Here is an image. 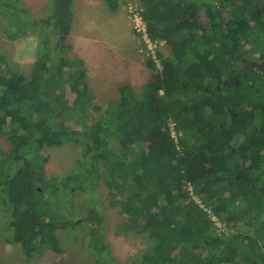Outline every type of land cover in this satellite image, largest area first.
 <instances>
[{
    "label": "trees",
    "instance_id": "1",
    "mask_svg": "<svg viewBox=\"0 0 264 264\" xmlns=\"http://www.w3.org/2000/svg\"><path fill=\"white\" fill-rule=\"evenodd\" d=\"M135 1L148 35L170 48L168 56L155 49L160 69L148 56L150 79L138 96L122 84L115 103H92L84 62L68 54L72 0H51L48 19L56 39L50 43L44 32L28 74L0 52V135L7 146L0 148V216L26 257L45 248L61 254L59 223L47 218L52 199L68 192L93 199L103 183L109 204L127 215L124 230L148 241L135 264H264V90L259 140L253 131L249 149L233 153L228 125L254 121L257 104L244 106L260 99L215 87L245 44L247 24H259L254 41L264 46V12L251 9L264 0ZM104 2L110 12L119 9L120 0ZM0 10L24 32L32 30L34 20L25 24L19 17L26 8L0 0ZM226 106L238 113L233 123ZM65 143L76 145L80 156L68 174L48 177L44 149ZM251 157L263 167L250 164ZM98 209L93 202L87 207L83 243L94 264H116L100 233ZM211 215L229 228L244 220L248 232L215 233ZM79 219L63 222L76 226Z\"/></svg>",
    "mask_w": 264,
    "mask_h": 264
},
{
    "label": "rangeland",
    "instance_id": "2",
    "mask_svg": "<svg viewBox=\"0 0 264 264\" xmlns=\"http://www.w3.org/2000/svg\"><path fill=\"white\" fill-rule=\"evenodd\" d=\"M9 1H13L19 6L26 8L23 11V15L19 16L21 21H24L26 24L32 23L34 20V23L29 24L32 30L29 31L28 28L24 32V28L21 25L16 24L15 20L7 14H2L0 10V52L5 55L6 59L14 68L24 74H28L37 48L44 37V32L47 33L50 43H53L56 39V35L52 33V26L49 25L51 21L48 19L50 14L49 9H52V2L51 0ZM72 3L73 22L67 39V43L71 48L68 50V54L77 56L74 50L81 43V53L87 55L84 65L85 70L87 68L89 75L91 65H95L96 63V71L100 76L104 77L100 81L102 84L106 83L109 75L120 76L119 74H122L121 76L129 75L131 77L133 75L136 79L137 73L135 69L122 63V61H125V58L122 56L121 49H127L125 43L126 38H129V26L127 24L130 25L133 31L134 22L129 6L139 8L138 2L135 0H120L119 9L116 12L106 10L104 0H72ZM8 14H11L10 11ZM98 14L101 17H97ZM80 24H90L95 28H90V31L85 32V36H82L79 40L81 36ZM98 24L99 27H96ZM6 30L11 33L15 32V37L9 38ZM133 33L136 36L134 40L138 41L137 47L139 48L138 52L140 54L141 64L143 62L146 63L148 56H150L147 47L143 43L141 36L135 32ZM114 38H119L120 43L112 46L115 43ZM129 39L133 38L130 37ZM156 40L158 43L155 49H158L164 56L170 55L169 46L162 40ZM83 45L86 47L85 52L82 51ZM98 48H103L102 51L104 52L101 55L97 53ZM142 70L139 77L141 82H136L131 87L136 96L142 92L147 80L150 79L151 70L147 65L143 64ZM88 79L89 81L91 80L93 86L97 85V82H94V77L90 76ZM106 88L98 87L90 89L93 95V104L104 108L109 103H115L117 101L118 90L114 88L110 92L102 91ZM70 93V90H67V94L70 95ZM98 114L99 112L92 110L94 117H97ZM0 148L3 150L7 148L2 135H0ZM44 155L48 157L44 165L45 174L48 177H60L71 172L74 162L79 158L80 153L76 145L65 143L60 146L46 147L44 149ZM94 190L92 192L94 194L93 199L83 196L79 192H68L59 201L52 199L54 206V209L52 207V211L54 212L47 215V218H56L59 223L57 234L60 238L61 246L64 248V252L61 254L45 248L35 256L30 258L26 257L8 232L6 217L1 214L0 264H94L91 251L83 243V238L90 223L86 212L91 202L99 208L98 210L102 214L100 233L115 263H138L144 248L148 245L147 239L143 234L124 230L123 223L126 222L127 215L120 211L119 206L109 204L108 192L103 183H100ZM193 198L197 197L193 196ZM77 217L80 218V221L76 226L67 225V223L63 222L69 218L76 220ZM211 217L216 228L215 233L225 235L235 231L248 232V227L244 223V220L239 221L234 227L229 228L222 219L213 215ZM7 237L11 242H7Z\"/></svg>",
    "mask_w": 264,
    "mask_h": 264
},
{
    "label": "flooded vegetation",
    "instance_id": "3",
    "mask_svg": "<svg viewBox=\"0 0 264 264\" xmlns=\"http://www.w3.org/2000/svg\"><path fill=\"white\" fill-rule=\"evenodd\" d=\"M251 9L254 13L264 12V1H260L259 4H253ZM222 13L228 15L229 12L227 9H223ZM247 25L248 27L241 31L242 35H244L245 44H243L241 49H238L237 54L233 55L234 61H232L227 69H225L224 72L226 78H224L220 84L217 83L215 87L218 90L221 87L227 88L228 90L233 91L234 94L241 92L253 93L252 95H255L260 99L259 92L262 93L264 90V54L259 48H261V46L264 48V46H259V43L254 41L255 37H259V24ZM253 27L258 29L252 31ZM251 33H253V35H251ZM254 104H257L256 113L258 115L254 121L250 122V120L241 118L237 121V124H232L230 127L228 125L229 130H227L226 135L229 138L231 137V141L227 147L229 150H232L233 153L234 148L237 150V153L243 151L244 146H248L249 149L248 140L252 137L253 131L255 132L257 140H259V110L261 108H259V105L262 106V100L260 99L259 101L249 102L244 108L249 110ZM225 108L228 110L229 115L227 120L233 123L238 118V113L231 111V107L229 106H226ZM251 140H253V138H251ZM253 158L254 157H251L250 164L254 165V162L255 167L261 169L263 167L262 163L259 162V159ZM244 166L246 167L247 164H244Z\"/></svg>",
    "mask_w": 264,
    "mask_h": 264
},
{
    "label": "crops",
    "instance_id": "4",
    "mask_svg": "<svg viewBox=\"0 0 264 264\" xmlns=\"http://www.w3.org/2000/svg\"><path fill=\"white\" fill-rule=\"evenodd\" d=\"M97 17H101V16L98 14ZM72 22H71V25H72ZM80 25H81L80 26L81 36L79 37V40H80V38H82V36H85V32L90 31V28H95V27L91 26L90 24H87V25L86 24H80ZM127 25L129 26L128 36H129V38L132 37L133 39L126 38V40H125L126 41L125 43L127 45V49H121L122 50V56H124V58H125V61H122V63H124V65H129L130 67H133L137 73V78L135 79V77L132 74H131L132 77L129 75L121 76L122 74H119L120 76L109 75L106 83L102 84V83H100V81L103 80L104 77L100 76L99 73L96 71V63H95V65H91L89 75L91 77H94V82H97V85L93 86L91 83V80L89 81L88 77H90V76L88 75L87 68H86V75H85L84 79L86 81V84H87L89 90L92 88L107 87L106 89H104L102 91L110 92V91H113L114 88L118 90V87L121 86L122 84H128L130 87H132L133 84H135L136 82H141L139 77L141 75V71H143L142 70L143 64H145V65H147V64L145 62H143V64H141V58H140V54L138 52L139 48L137 47L138 41L134 40V37H136L135 34L133 33L134 31L131 30V27L129 24H127ZM96 27H99V24ZM70 31H71V29H70ZM104 31H106V30H104ZM69 34H70V32H69ZM131 34H132V36H130ZM68 36H67V39H68ZM114 40H115V43H113L114 45H112V46H115V45L120 43L119 38H114ZM85 50H86V47L83 45L82 51L85 52ZM102 50H103V48H98L97 53H99L101 55L104 52ZM75 51H76L77 56L79 55L78 57L83 60L84 65H85V58H87V55H84L81 53V43L74 50V52ZM87 81L89 82V84ZM119 81H121V83H119Z\"/></svg>",
    "mask_w": 264,
    "mask_h": 264
},
{
    "label": "built area",
    "instance_id": "5",
    "mask_svg": "<svg viewBox=\"0 0 264 264\" xmlns=\"http://www.w3.org/2000/svg\"><path fill=\"white\" fill-rule=\"evenodd\" d=\"M129 9H130L131 16L133 18L132 20L134 22L133 31L137 35L141 36L143 43L146 45L147 50H148L151 58L153 59V61L155 63V67L160 69V62L156 58V55H155V47H156V44L158 43V41L155 38H152L148 35V32L146 30V24L143 21L141 15L139 13V8L136 6L130 5ZM169 125H170V129H171V134L174 136L175 132H174V128H173V123H170ZM189 189H190V187H189ZM190 193H191V191H190ZM194 200L198 201L197 198H194Z\"/></svg>",
    "mask_w": 264,
    "mask_h": 264
},
{
    "label": "water",
    "instance_id": "6",
    "mask_svg": "<svg viewBox=\"0 0 264 264\" xmlns=\"http://www.w3.org/2000/svg\"><path fill=\"white\" fill-rule=\"evenodd\" d=\"M191 14H192V16H194V13L193 12Z\"/></svg>",
    "mask_w": 264,
    "mask_h": 264
}]
</instances>
